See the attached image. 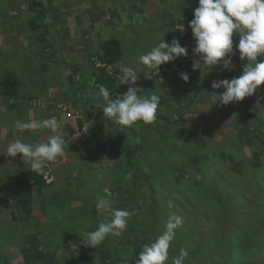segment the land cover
<instances>
[{
  "label": "rangeland",
  "instance_id": "374dc122",
  "mask_svg": "<svg viewBox=\"0 0 264 264\" xmlns=\"http://www.w3.org/2000/svg\"><path fill=\"white\" fill-rule=\"evenodd\" d=\"M36 1L43 4L40 7L42 9L52 5L53 9L56 7L58 10L57 14L47 11L50 21L44 23L48 39L40 43L37 40L39 35L32 33L26 25L28 16L33 13L29 9L30 0H16V3L12 0H0V75H15L20 81L21 95L26 98V107L23 103L22 107L10 111L0 96V165L1 161L4 162L8 172L5 176L0 174L2 204L0 217L5 214L4 220L0 223V264H49L41 261L42 258L38 262L32 260L33 252L25 251L23 242L34 233L41 235V229L45 231L50 227L52 220L61 223V227L46 233L44 243L48 248L52 247V242L67 240V250L77 252L86 250L87 264H116L119 252L117 241L125 235L124 232L119 237L109 235L98 248L87 247L85 233L94 231L100 222L110 219L107 215L97 213L95 209L97 195L110 194L116 208L133 211L135 206L133 198H136L138 190L136 187L133 188L132 181L131 184L127 182L128 172L124 173L121 168L114 167V161H117L118 157H121V160L126 158L124 148L140 144V135L143 134L141 132L149 133V141L143 153H138L141 154V162L139 161L137 168L139 171L143 169L150 176L149 189L146 190L144 197L147 204L155 202L154 206L159 214L157 219L148 220L151 226L145 237L152 238L154 242L164 231L168 216L176 215L181 218L182 224L170 245L169 260H172V256H178L180 250L184 248L189 255L184 264H194L193 257L197 254H199L197 260L201 259L200 264H264V91L260 87L253 96L246 97L247 100L244 99L237 106L236 103L227 106H220L217 103L215 110L209 97L213 92H217L211 87L213 81L231 80L242 74L246 61L240 60L239 52L236 50L238 42L233 47L234 54L231 58L235 68L232 71H225L221 66L193 70V62L199 59L194 53L185 57L191 66L184 65L181 72L188 75L187 82L183 81L181 73L179 76V71L175 70L177 62H171L168 70H161L163 76L153 78L149 76L146 66L139 65L141 63L138 58L160 42L157 40L154 43L153 27L156 23L154 10H164L169 14L178 15L177 8L180 6V9H187L190 0L146 2L89 0L88 4L85 0H56V3L50 0ZM40 8L38 7V10ZM173 29L177 32L168 33L167 43L176 39L177 33H183L181 27ZM161 35L164 36V33ZM108 38L117 39L122 46L123 55L120 64L117 65L120 76L122 66L133 67L140 75L136 85L141 89L138 95H150L151 91H156L161 100H166V106L162 107L167 108L170 101L174 103L177 99L180 100L176 107L170 109L174 112L182 107L183 129H186L185 133H188L192 140L188 143L173 140L169 145L161 142V150L166 153L169 162L166 159L162 160L167 166L165 170L161 168L163 164L153 168L144 167L150 165L149 155L145 156L154 140L150 138V134L156 129L166 133L168 130L157 125H145L133 133L132 127L116 125L105 116L109 122L108 125H103L104 131L109 134L102 141L99 137L101 134L94 128L92 129L94 136L91 139L89 130L97 116L96 108L101 101L95 92L81 98L70 93V89L75 86H71L66 78L71 72L77 74L72 69L74 64L84 66L83 72L90 74L92 62L89 57L97 48L98 42ZM185 46L189 55L194 52L195 47L191 44ZM182 59L180 57V60ZM85 79L79 78L78 84L75 85L80 87ZM150 80L153 81L150 83ZM128 87L129 85H120L114 92H110V98L122 96ZM204 88L208 90L205 92ZM182 95L185 98H181ZM244 101L250 103L251 115L247 117ZM161 110L165 112L166 109ZM89 113H92L93 117L87 120L86 116ZM52 117L61 123L56 134L66 140L68 153L56 161L57 166L49 165L43 178L46 184L51 185L48 189L51 190L55 185L57 189H62V193L57 195L60 197L58 199L60 212L54 219H47V214L41 208L39 211L33 208L34 215L31 220L28 219L33 230H28L20 217L21 207L15 200L14 190L8 184V180L16 169L21 167L27 169L30 165L24 163L20 155L9 157L6 149L17 139L12 137L14 133L20 135L24 143L34 146L47 142L48 137L53 134L50 130L40 129L21 133L16 131L14 125L18 120L29 122ZM79 120L82 122L81 128L77 124ZM194 120H198V123L192 127L191 123ZM111 134L119 140H114L115 142L111 140ZM208 135L209 139L206 138ZM252 136H255L254 141ZM201 138L207 140L201 141ZM97 139L102 143H98ZM255 163L260 166L259 169L254 170ZM242 166L244 171H237ZM233 169L236 174L229 172ZM0 172H4L3 167ZM187 172L195 174L197 179H204L199 194L193 193L189 196L191 191L182 180L187 179ZM167 173L169 175L165 179ZM216 186L215 191L218 193L214 199L222 196L225 202L224 206L213 203L218 219L211 220L212 215L201 211L198 204H201L204 198H209L206 194L207 189ZM155 187L156 191L153 192ZM105 189L108 190L107 193L104 192ZM174 191L177 192L176 195L170 194ZM2 197L6 199L3 200ZM40 198L41 196L36 195L32 198L34 206H38ZM75 198L78 201L72 205ZM62 201L65 203L62 204ZM198 206L199 211L196 212ZM224 214L227 220H231L227 225L222 224L219 219L225 217ZM9 220H13L15 226L7 225ZM129 221L138 228L137 234H145L144 222L141 223L142 215ZM249 223L253 228L259 229L258 236L256 233L254 235L259 244L255 239L248 242ZM155 224L156 230L153 228ZM231 226L245 228V231H240L244 240L240 236L231 235ZM262 226L263 230L260 229ZM17 233L19 238L10 241L8 235L15 237ZM74 234L75 238L67 237ZM108 242L116 249L113 258L107 252ZM247 246L252 247L250 252L247 251ZM38 250L45 252L43 246ZM99 250L101 252L98 254ZM67 255V251L64 250L61 258H58L60 262L58 263L57 259L56 264H71L72 260L80 262L82 258L81 253H75L71 257H66ZM102 257H106L107 261H103Z\"/></svg>",
  "mask_w": 264,
  "mask_h": 264
},
{
  "label": "trees",
  "instance_id": "16d2710c",
  "mask_svg": "<svg viewBox=\"0 0 264 264\" xmlns=\"http://www.w3.org/2000/svg\"><path fill=\"white\" fill-rule=\"evenodd\" d=\"M12 1L16 3V0H12ZM50 1L53 3H56V0H50ZM85 1L88 4L89 0H85ZM143 1L146 2V0H143ZM197 2H198V0H196V1L190 0V5L187 9H182V8L180 9V6H179L177 8V9H179L178 15H174L173 13L169 14L164 10H159V11L154 10L155 14H156V16H155V22L156 23L153 27L154 43L157 40L162 41L163 39L167 43L168 33L174 32L175 29H173V28L178 26V27H181L183 33L182 34L177 33L175 36L176 40H179V42L182 46L187 45V44H191V46L195 47V41H194L193 37H191V35H190L189 22L192 19H194L193 13H194V10L198 7ZM87 4H85V5H87ZM12 6H13V9H15V6L14 5H12ZM41 6H43L42 3L37 2L36 0H30L29 9L33 12L32 13L33 16L29 15L28 19L26 21V25L29 28V30L32 33H37L39 35L37 37V40L39 41V43H40V41L44 42V41H46V39H48L47 27L44 23V22L50 21V18H49L47 11L50 10L51 13L54 12L55 14H57V12H58L56 7L53 9L52 5L47 9L46 8L42 9V8H40ZM38 7L40 8L39 10H38ZM175 32H177V31H175ZM162 33H164V36L161 35ZM171 42L172 41H170L168 43L170 44ZM237 42H239V36L234 37L233 47L237 44ZM122 55H123L122 46H121V43L117 39L108 38V39L99 41L97 48H95L94 51H92V53L89 57V60L92 62V64H91L92 68L90 69L91 70L90 74H87V72L84 73L83 72L84 66L76 65L77 63H75L74 66L72 67V69H74L77 74H74L73 72H71V73H69L70 75H68L66 78L67 80L70 81L71 86H75V87H72L70 89V93L81 98V97H83V95L87 96L93 92H95L97 94L100 86H104V87L108 88L110 92H112V91L114 92V90H116L121 85L120 74H119V70L117 68V65L120 64L119 62L122 58ZM175 61L178 62V60H175ZM183 63H184V61H183ZM169 64L170 63L162 65L159 70L158 69H149L147 67H146V70H147V72H149V76H152L153 78L160 77V76H163V73H161L160 71L163 69L168 70ZM139 65H142V64H139ZM184 65H185V67H188V66H191V63L187 62ZM133 66H134V64H133ZM155 73H157L156 76H155ZM83 77L86 79L84 82H82V83L80 82L81 83L80 87H79V85H75V84H78L77 80L79 78H83ZM152 81L153 80H150L149 82L151 83ZM146 83L144 82V84H146ZM85 86H87V87H85ZM84 88H85V90H83ZM204 90L206 92L208 90V88H204L203 91ZM261 90L264 91V85L261 86ZM223 91H224V89H218L217 90V92H219V93L223 92ZM144 95H147V94H144ZM0 96H1V99L3 100V102L10 109V111H12L13 109L22 107L23 103H24V106L26 107V105H25L26 98L22 97V95H21L20 81L13 74H4V75L2 74V75H0ZM181 98H185V96L182 95ZM112 99H114V98H112ZM98 100L101 101V104L103 103L102 97H98ZM179 101H180L179 99H177L174 103H172L170 101L168 103L169 106L167 108V107H162V106H166L165 105L166 100L160 99V107L158 108V111L156 114V119L153 123L144 124L142 122H139L138 124L132 126L133 133L136 131L137 128H143L145 125L146 126L157 125L159 128H163L165 130H168V133H166L165 131L159 132L156 129L153 134H150V138H154V140L151 142L153 144H152V146H150V150L146 151V155H145V156L149 155V157H150L149 164L150 165H147L144 168H147V167L153 168L155 166H160L161 164H163L162 163L163 159H166L168 162V158H167L166 153H164L163 150H161L162 149L160 147L161 142H165L166 145H169L173 140L174 141L179 140V141H182L183 143H188L192 140V137L189 136L188 133H185L186 129H183L184 117H183V113L181 112L182 107L178 108L174 112H173V110H171L172 108L176 107V104L179 103ZM238 103H240V102H238ZM238 103H236V106ZM244 104L246 106V109H245L246 117L250 116L251 115V111H249L250 103L248 101H244ZM215 106H216L215 104L212 105V108L214 110H215ZM161 108H165L166 109L165 112L162 111ZM96 110H97L96 111L97 116L92 123L91 129L89 130L90 131V137L92 139V137L94 136L92 133V129L95 128L101 134V136H99V137H101V140L103 141L105 139V136L109 134V132L105 133V131H104L105 127L103 125H105V124L108 125L109 120L103 115L102 107L98 106L96 108ZM92 117H93L92 113H89L86 116L87 120L92 118ZM110 121H112V120L110 119ZM160 123H162V125H160ZM196 123H198V120L192 121V123H191L192 127ZM77 124H78L79 128L82 127V122L80 120L77 122ZM127 130L128 129H126V133H127ZM141 133H143V134L140 135V137H141V141L139 140L140 144L137 145L136 147L128 146V147L124 148V152L126 153V154L125 153L124 154H125L126 158L121 160L120 159L121 157H118L117 158L118 160L114 161V167L115 168H121L122 172H124V173L128 172V174L126 175L127 182L129 184H131L130 181H132V183L134 184L133 188L135 189V187H136V190H138L136 198L135 199L133 198V200H135V206H133V211L130 213H132L131 218L133 220L136 216L142 215L141 223L144 222L143 228H144L145 234L144 235L137 234L138 228L136 227V225H134L133 223H130L131 221H128L129 224L127 225L126 231H124L125 235H123V237L117 241L118 247H119V252L117 253L118 256L116 259L117 260L116 264H135V261L138 258L140 252L142 251L144 245L152 243V238L147 239L145 237V235L148 234V231L150 230V226H151V225H149L148 220L153 219V218L157 219V217H159L158 211H156L157 208L154 206L155 202L152 204L151 203L147 204V200L144 197V196H146V193H147L146 190L149 189L148 185H149L150 176L143 169H140V171H139V169L137 168V166H139V161L141 158L140 156L143 153V151L145 150L146 144L149 141V139H148L149 133H144V132H141ZM12 137H16V138L21 139V136L18 135L17 133H14V135H12ZM111 137H112L111 140H113V141L119 140V139L114 138L115 135L113 136V134H111ZM206 138L209 139V135ZM206 138L202 139L201 141H206L207 140ZM251 138L254 141L255 136H252ZM101 140L97 139L96 141L98 143H102ZM197 140L199 141L200 138L198 137ZM263 143H264V141H263ZM140 152H141V154L138 155V153H140ZM57 164L58 163L55 162V163H52L50 165L52 167H55V166H57ZM257 164L256 163L254 164L255 165L254 170L260 168V166H258ZM67 166H71V165L67 164ZM2 167L4 168V172L3 173L0 172V174L5 176L6 173L8 174V172L6 171L5 165L3 163L0 166V170L2 169ZM161 168L165 170V169H167V166H165L163 164ZM237 171L243 172L244 167L243 166L240 167L239 170H237ZM229 172L231 174H236L235 169H233V171H229ZM170 174H172V173L170 172ZM259 174H261V172H259ZM168 175H169L168 173L165 174V179L168 178ZM182 180L185 184H187L188 188L191 191L189 193V196L192 195L193 193L199 194L202 191L201 188L203 187L204 179H197L195 174L187 172V179L183 178ZM8 184L14 190L13 195L16 198L15 200H16V202H18V206L21 207L20 217L23 220V224L27 226L26 228L28 230H33V228L30 227L32 225L30 224V221H29L32 219V216L34 215L33 208L36 211H39V209L41 208L43 210V212L47 214V217H46L47 219L48 218L54 219L55 217L58 216V213L60 212L59 211L60 208L58 207V202H59L58 199L60 197L59 198L58 197L51 198L49 195L51 194V192H53L55 190H59V191H56V193L60 194V192L62 193V189H57L56 185L51 190L48 189L49 187H51V185L46 184V182L43 178V175L36 174L35 172H33L31 170L30 167H28L27 169L21 167V168H18L14 171V174L8 180ZM105 184L106 183H104L103 185L105 186ZM155 189H156V187L153 189V192L156 191ZM215 189H217V186L215 188L209 187L207 189V193H206L207 196H209V198H204V200L201 201V204H198L199 206H201L200 207L201 211L206 212L207 215H210V214L212 215L210 217L211 220L212 219L213 220L218 219V217L216 215L217 212H216V209H215V206L213 205V203L216 202L218 205L224 206L223 204L225 202V200L223 199L222 196H217L214 199L215 194L218 193L217 191H215ZM170 194L176 195L177 192L174 191V192H171ZM35 195H36V197L41 196L39 201H42V205L38 204V206H36V205L34 206L32 198ZM63 196H66V195H63ZM67 196H70V195H67ZM1 199L5 200L6 198L2 197ZM144 200H146V202ZM14 204H13V208L15 207ZM1 205L2 204H0V207H1ZM199 206L197 207L196 212L199 211ZM4 215L5 214H2V216L0 217V223L4 220V217H3ZM25 218H27L26 221L24 220ZM131 218L129 220H131ZM219 219H221V222L224 225H227L229 222H231V220L226 219V215H225V217L222 216V218H219ZM35 221H37V220H35ZM8 224H9V226H15L16 223L13 220H9V221H7V225ZM138 224H140V223H138ZM38 225H39V223H38ZM263 226L260 227V229L263 230ZM39 227L41 228L40 225H39ZM56 227L60 228L61 223H58L57 221L52 220V221H50V227H48L45 231L43 229H41L42 234L39 235V236H41V238H39L38 233H34L29 238L27 237L25 242H23V243H25V251L30 252L32 250V252H33L32 260L38 262V260L40 258H42L41 261H44V262L49 263V264H56L57 263L56 260L58 258H61V254L65 250L68 253V255L66 257L74 256L75 253H81L82 254V258H81L80 262H74V260H72L70 262L71 264H73V263L87 264L88 259L85 257L87 255L86 250L81 251V252L67 250V245H68L67 240H64L63 242H58V243L52 242L53 245L51 248H48L45 245L44 238L46 236V233L48 234L50 231H53L54 228H56ZM153 228H154V230H156V224L153 226ZM258 230H259L258 228H253L250 223L248 224V226H247V234H249V241L248 242H251L250 239H255L256 242L258 243L257 238H255V236H254L255 233L257 234ZM240 231H245V228H243V227L238 228V227H233V226L230 227L231 235H233L235 237L240 236L244 240V236H242V234H240ZM257 236H258V234H257ZM8 237L10 238V241L11 240L15 241L16 239L19 238V235L17 233V235L15 237H11L9 234ZM67 237L75 238L76 236L74 234V235H67ZM263 238H264V234H263ZM248 242H247V244H248ZM262 243H263V241H261V244ZM39 244H41V245L39 246ZM41 246H43L44 251H45L43 253L40 250H38V248H40ZM251 248L252 247L247 246V251L250 252ZM82 249H84V248L82 247ZM196 251H198L197 247H196ZM100 252H101V250L98 251V254ZM107 252L111 258H113L116 255V249L113 248L109 242H108ZM198 255L199 254H197V256ZM188 256H187V259L189 258ZM197 256L193 257V258H195L194 264H200L201 259L199 258L197 260ZM173 257L174 256H172V258ZM102 259L105 262L107 261L106 257H102ZM59 262H60V260L58 259V263ZM167 264H171V260H169L167 262Z\"/></svg>",
  "mask_w": 264,
  "mask_h": 264
},
{
  "label": "clouds",
  "instance_id": "9594fccd",
  "mask_svg": "<svg viewBox=\"0 0 264 264\" xmlns=\"http://www.w3.org/2000/svg\"><path fill=\"white\" fill-rule=\"evenodd\" d=\"M193 15L194 19L189 22V27L195 41L193 51L199 57L193 62V70L213 69L216 66H221L225 71L234 70L231 57L234 54L235 36H239L236 50L240 60L246 61L239 77L213 81L211 87L214 90L222 88L224 91L209 95L211 104L227 106L253 96L264 85V0H198V7ZM184 46L179 40L173 39L169 44L163 39L146 54L140 55L139 63L149 69L159 70L162 65L178 60L179 75L187 62L186 58L180 60V57L188 54ZM121 73V85H129L122 96L112 99L108 88L99 87L97 96L102 97L103 103L98 106L102 107L103 115L123 127H132L139 122L153 123L160 107V96L156 91H151L150 95L137 94L141 92L136 86L140 75L133 67L122 66ZM181 79L187 82L189 77L181 73ZM14 127L21 133L40 129L53 133L47 142L36 146L24 143L20 138L7 146L6 153L9 157L20 155L23 162L29 164L31 170L38 175L46 174L50 164L68 153L66 140L56 134L61 123L55 117L29 122L18 120ZM104 192L107 193L108 190L105 189ZM95 209L98 214L107 215L110 219L100 222L94 231L85 233L89 248L100 247L109 235L121 236L132 215L126 209L116 208L110 194L97 195ZM181 224L179 216H168L162 234L154 242L144 245L135 264H167L170 245ZM187 256L188 251L182 248L179 255L172 258L171 264H184Z\"/></svg>",
  "mask_w": 264,
  "mask_h": 264
},
{
  "label": "crops",
  "instance_id": "0c3cea01",
  "mask_svg": "<svg viewBox=\"0 0 264 264\" xmlns=\"http://www.w3.org/2000/svg\"><path fill=\"white\" fill-rule=\"evenodd\" d=\"M3 164H4V162H3ZM1 165H2V161H1ZM1 165H0V166H1ZM56 191H59V190H55V191L51 192V194H50V197H51V198H55V197H57V195H58L59 193H56ZM77 201H78V199H76V198L73 199V201H72V205H73L75 202H77ZM64 203H65V202L62 201V204H64ZM38 204H39V205H42V201H39Z\"/></svg>",
  "mask_w": 264,
  "mask_h": 264
},
{
  "label": "built area",
  "instance_id": "2783aa9c",
  "mask_svg": "<svg viewBox=\"0 0 264 264\" xmlns=\"http://www.w3.org/2000/svg\"><path fill=\"white\" fill-rule=\"evenodd\" d=\"M190 35L191 36H193V33H192V30H191V28H190ZM185 48H186V46H184ZM194 54V52L193 53H191L190 55L189 54H187L188 56H192ZM182 58H185V57H182ZM175 70H178V68H176ZM179 71V70H178ZM157 75V73H155V76Z\"/></svg>",
  "mask_w": 264,
  "mask_h": 264
}]
</instances>
